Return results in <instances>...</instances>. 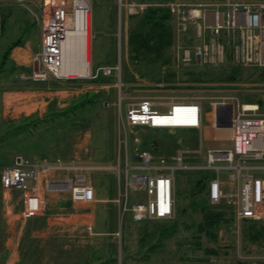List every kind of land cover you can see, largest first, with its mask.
<instances>
[{
	"label": "rangeland",
	"instance_id": "obj_1",
	"mask_svg": "<svg viewBox=\"0 0 264 264\" xmlns=\"http://www.w3.org/2000/svg\"><path fill=\"white\" fill-rule=\"evenodd\" d=\"M122 1L123 4L155 5L167 0ZM188 1L196 2V4H211L209 0ZM105 2L118 7V0H92L95 23L99 24L105 17ZM23 5L12 0H0V13L4 20L0 32V264H11V260L18 264H264V235L259 242H252L249 231L255 223H236L231 216V213H234L233 208L225 207L228 222L220 224L218 241L207 233L199 231L198 225L204 221L202 208L205 204L209 205V202L206 194L198 191L197 185L202 178L205 179V183L209 181L214 176L211 171L177 172L176 218L171 221L135 222L128 213L122 218L123 209L117 213V208L113 207L112 203H101L97 213L99 218L97 228L104 231L103 225H109L111 220L112 227H116L115 231H118L119 227L124 229L121 239L103 236L98 238L99 241L89 244L87 233L82 231L83 227L73 230L74 226L66 223L69 220L66 215L58 217L57 223H54L55 220L51 217L31 220L21 217L20 193L6 190L1 185L3 171L14 166L15 157L18 155L27 158L57 156L54 154L60 152L61 142L69 149L70 145L77 144L82 137L86 139L85 146L89 148L85 161L89 160L88 157H92V162L104 165L116 146L118 148L116 162H118L119 133H123L119 131V127L121 119H126L130 103L146 98L155 99L157 103H169L172 99L181 101L192 97L200 99L204 107L210 110L224 98H229L228 101L231 103L232 99H236L246 104L264 99V81L260 80L264 69L237 65L233 61L232 51V56L228 54V59L226 58V61L218 66L183 67L182 62L178 61L182 51L181 48L178 49V46L197 44L194 29L188 36L175 31L176 45L172 50L174 64L170 69L176 72V78L170 82L158 81V78L150 79V76L158 73L145 68L139 70L129 60V56L126 59V34L129 36L133 25L131 17L138 15H130L125 11H123V24L121 27L118 25V29L114 30L117 37L114 52L113 47L105 46L103 35L95 29L93 17L90 29L98 34V38L91 39L89 46L91 69L94 66L92 73L99 68H95L96 65L110 64L112 56L115 58L119 50L122 59L117 66L121 65L122 85H118L117 78L105 76L100 77L105 79L104 82L101 81L102 83L89 76L71 77V79H77L72 82V85H69L71 81L54 78L47 82H35L32 79L36 69L35 55L28 68H20L21 71H16L10 57L5 56L11 46L18 41L22 46L28 44L34 53L41 50L42 32L39 20ZM116 17H118L117 14H115V20ZM207 37H211L209 32ZM231 63L243 69L237 81L214 82L213 79L216 77H227L229 72L225 69L229 70ZM163 70L169 71L167 68ZM208 70L216 72L212 76L204 74ZM140 72L147 73L146 76L149 77L141 78ZM65 91L74 92L73 100L68 101L69 97L66 102L58 103L59 97L63 99L68 97ZM61 92L63 94L60 96ZM156 109L167 113L169 106L163 105ZM227 110L230 109L227 107ZM261 113L263 114L264 111ZM231 122L228 125L222 123L220 135L224 137L231 135ZM74 131L78 137L72 141L71 135ZM131 131L133 132L130 133L127 129L131 136L141 138L148 143L149 147L157 142L162 150L159 152L161 154L158 153L159 156H171L172 153L168 150L175 148L176 151L180 148L177 142L183 140L193 143L192 150H196L198 144L199 148L204 147V155L188 156L185 165H207L205 157L209 148H229L230 146L225 142L212 145L205 141L200 132L190 133L179 129L156 131L143 127L131 129ZM82 153L85 154L84 151ZM68 155H71L68 156L69 158L72 157L73 152ZM103 173L106 172L101 174ZM110 173L114 175L112 182L104 180L101 185L98 184L100 173H96L93 179L94 185L98 184L97 188L104 199H110L115 192L117 196L119 188L124 189L125 175L122 174L119 181L118 174ZM145 199L143 193H135L130 202L135 203L137 200ZM174 223L178 226L174 235L162 233V227L171 228ZM255 231L264 232V221L255 224ZM45 233H53V235L45 236L43 235ZM150 246H157V248L150 252Z\"/></svg>",
	"mask_w": 264,
	"mask_h": 264
},
{
	"label": "built area",
	"instance_id": "obj_2",
	"mask_svg": "<svg viewBox=\"0 0 264 264\" xmlns=\"http://www.w3.org/2000/svg\"><path fill=\"white\" fill-rule=\"evenodd\" d=\"M21 3L39 20L42 46L34 61L39 69L34 71L35 82H47L51 78L68 81L71 77L62 73L64 62L63 44L80 28L83 19L86 48L91 39L97 38L92 27V0H12ZM211 4L191 3L188 0H168L159 4H123L118 0L119 25L123 11L130 15L144 13L149 7L168 8L175 22V31L185 36L194 31L195 45H179L185 68L193 65L218 66L233 53V61L240 66L264 69V1L258 0H209ZM208 2V3H209ZM128 10V11H127ZM47 11V15H46ZM90 19V21H89ZM85 21V22H84ZM0 13V32L2 30ZM82 22V21H81ZM85 24V25H84ZM211 37H207V34ZM86 52V60L88 58ZM101 76L115 77L121 83V65L99 67L89 75L91 79ZM224 98L216 103L226 106L233 113L229 148L208 149L207 165H185L188 156L203 153V149L191 150L186 141L171 156H157L153 151L141 148L142 140L134 139L132 159L127 157L124 189L119 188L116 203L124 214L135 222L147 220L171 221L176 218V174L182 170L211 171L216 177L209 181L207 197L214 207L227 205L234 210L236 223L264 221V113L258 104L240 103ZM234 100V101H233ZM123 98L121 97V102ZM168 105L167 113L156 107ZM214 105V106H216ZM204 105L200 99H172L169 103H157L146 98L128 105L126 119L121 120L124 136L119 148L128 149L127 129L139 127L155 130L196 129L203 126ZM204 155V154H203ZM225 163V164H223ZM109 169L92 161L76 157L25 158L18 156L13 167L5 169L1 182L4 189L18 191L21 196V217L26 220L44 216L48 196L52 193L68 195L74 204L93 205L98 202L92 174ZM121 178L122 170L118 169ZM227 172V181L221 173ZM224 183L233 190L226 191ZM135 193H143L145 200L131 203ZM89 243L100 236L93 224L86 225ZM122 229L113 234L123 236Z\"/></svg>",
	"mask_w": 264,
	"mask_h": 264
},
{
	"label": "crops",
	"instance_id": "obj_3",
	"mask_svg": "<svg viewBox=\"0 0 264 264\" xmlns=\"http://www.w3.org/2000/svg\"><path fill=\"white\" fill-rule=\"evenodd\" d=\"M104 4H105L104 11H105V17H106V18L104 17L105 21L103 18L102 22H100L99 24L95 23L96 19H95V14L93 13V23H95V29L103 35L105 46L113 47L112 49L114 52V47L116 46L115 39H117L116 31L114 32V30H117L118 25H119L118 24V17H116L117 19L115 20V14L118 15V12H116V11H118V7H115V6L110 5L108 3L106 4V2ZM93 26H94V24H93ZM128 40H129L128 34H126V42H125L126 59L129 56ZM116 52L117 51H115V53ZM34 55H36V53H34L31 50V48L28 46V44H26L25 46L23 45L21 47L15 48L9 57H10V60L14 63V67H15L16 71H21L20 68H26V69L28 68L30 63L33 61L32 58ZM93 56H94V54H93ZM90 59H91V55H90ZM121 59H122V56L118 50V54L116 55V57L113 58V56H112V60H110L111 63L108 64L107 66H116L121 61ZM96 67H102V65H96L95 68ZM93 70H94V66H93ZM72 84H73L72 82L69 83V85H72ZM70 88L72 89V87H70ZM64 93H66V95L68 97L66 99L59 97V99H57V100H59L58 103H61L62 101L66 102V100L69 97L70 98L68 101L71 102L73 100L72 99V96L74 95L73 91H69V92L65 91ZM61 94H63V92L60 93V96H61ZM232 116H233V113L231 112V110H224L223 108H220L218 105H216L215 108L211 107L210 110H207V108L204 107L203 126H202L201 131H199V132L202 134L205 141L212 144V145L214 143L216 144V143H223V142L230 144V142H229L230 136L224 137L220 134H222L221 133L222 123H224L225 125H228L229 122H231V120H232ZM132 132L133 131L130 130V133H132ZM74 135H75V138H74ZM77 137L78 136H77L76 132L74 131V133L71 135L72 141H75L77 139ZM128 137H129L130 144H129L127 150L126 149L120 150V148H119L118 162H116L117 155H118V148L115 146L112 155L108 159L105 160L104 165L109 167V169H107L105 171L97 172L100 174L102 172H106V173L101 174L100 181L98 184L101 185L104 180L107 182L108 181L112 182L114 175H113V173H110V172H115L117 175L118 169H121L122 174L125 175L127 157L129 159H132V150L134 148V142L133 141H134L135 136L134 135L131 136L130 134H128ZM85 142H86V139H83L81 137V139L79 138L77 144L73 143L72 145L69 146V149H68V147H65L63 145V142H61L62 147H61L60 152H57L56 154H54L57 156L45 155V156H37L34 158L61 157L64 160H71L73 158L79 157V158H81V160L85 161L86 157L88 156V152H89V148L85 146ZM191 144L193 145V143H191ZM142 147L146 148V149L151 148V150H154L157 155L159 152L162 151L160 149L159 145L157 147H155L154 145L149 147L147 142L146 143L144 142L142 144ZM201 148H202V146H201ZM201 148L197 147L198 150ZM159 149H160V151H159ZM209 149H224V148H212L211 147ZM203 150H204V147H203ZM82 151H84L85 154L82 153ZM70 152L71 153L73 152V156L69 158L68 156H71V155H68ZM168 152L174 154L175 148L169 149ZM159 154H161V153H159ZM201 155H203V153ZM88 159H89L88 161L86 160L87 162H89L91 160L93 161L92 157H88ZM95 175H96V173L92 174V177H91L92 181L95 178ZM198 175H201V174L198 173ZM213 175H214L213 178H215L216 177L215 173H213ZM221 178L223 181H227L228 173L227 172L221 173ZM120 179L121 178H119V181H120ZM124 181H125V176H124ZM98 184H95L96 196L98 199V202L96 204H93V205L74 204L71 202L70 197L68 195H61V194H57V193H52L51 195L48 196V205H47L44 216H41L39 218L41 219V218H47V217L50 218L51 217V219L55 220L54 223H57L59 221L57 219L58 217H60L62 215L63 216L66 215L67 218L69 217V220L66 221V223L73 225L74 226L73 230H78L79 228L83 227L82 231L85 232L86 225L93 224L95 227V232L100 235L96 238V241L97 240L99 241L98 238L103 237V236L104 237L113 236V234L116 232L115 231L116 227H112L111 220H109V225H106V226L103 225L105 227V228H103L104 231H102V229L97 228L98 222H99V218H98L97 213H99L98 210L100 208V204L101 203H107V202L112 203L114 205L113 207L117 208V213H118V211L120 210V207L117 205V203L115 201L118 198L119 191L117 192V196H116V192H115V193H112L113 196L110 199H104L101 196V194L97 188ZM208 187H209V181H207L203 185V190H204V193L206 194V196H207ZM224 188L226 191L233 190V188L226 183H224ZM176 195H177V192H176ZM98 204H99V206H98ZM39 218H36V219H39ZM43 235L51 236V235H53V233H50V234L45 233ZM11 264H18V263H16L14 260H11Z\"/></svg>",
	"mask_w": 264,
	"mask_h": 264
},
{
	"label": "trees",
	"instance_id": "obj_4",
	"mask_svg": "<svg viewBox=\"0 0 264 264\" xmlns=\"http://www.w3.org/2000/svg\"><path fill=\"white\" fill-rule=\"evenodd\" d=\"M172 20L173 16L171 15L170 11L168 8L164 7L150 8L147 9L142 15L131 17V22L133 25L130 28L128 36L129 60H131L139 70L145 68V70H154V72L158 73L157 75L149 77L146 76L147 73L140 72L139 74L141 78H158L157 80L162 82H170L176 78V72H173L170 69L174 64L172 50L176 44ZM20 46V41L14 43L10 50L5 53V56L8 58L12 51ZM164 68H167V71L169 69L170 70L166 72L163 70ZM225 70L226 72H229L227 77L222 78L219 76L218 78L216 77L213 79V81L215 82L218 80H223L228 83H234L237 81V77L243 72L241 67L233 65L232 63L230 65V69ZM214 72L216 71L208 70L205 71L204 74L212 76ZM218 72L221 73V71ZM97 80V82L102 83L105 79L99 78ZM260 80L264 81V73ZM256 103L259 104L261 110L264 111V99H259ZM204 180L205 179L202 178L198 181L199 185H197V189L199 192H204L203 188L201 189V187H203L202 183H205ZM225 207L226 206L223 205L218 207H210L208 204H205L202 208L204 221L198 225L199 231L207 233V235L218 241V229L220 224L228 222V215ZM231 216L234 217L233 212L231 213ZM175 224L177 223H174L171 228L162 227V233L165 235H174L178 228V226ZM255 224L252 225V229L249 231V237L252 242H259L261 236L264 235V232L262 233L261 231H255ZM156 248L157 246H150V252L156 250Z\"/></svg>",
	"mask_w": 264,
	"mask_h": 264
},
{
	"label": "bare ground",
	"instance_id": "obj_5",
	"mask_svg": "<svg viewBox=\"0 0 264 264\" xmlns=\"http://www.w3.org/2000/svg\"><path fill=\"white\" fill-rule=\"evenodd\" d=\"M90 28L91 26L89 23V31ZM73 35L75 36L72 38H68L63 44L64 62L62 73L69 77L86 78L90 75L91 62L89 49L90 45L88 46V48H86L85 33L83 31V19L80 20V28L78 32L74 33ZM86 52L89 54L87 60L85 57Z\"/></svg>",
	"mask_w": 264,
	"mask_h": 264
},
{
	"label": "water",
	"instance_id": "obj_6",
	"mask_svg": "<svg viewBox=\"0 0 264 264\" xmlns=\"http://www.w3.org/2000/svg\"><path fill=\"white\" fill-rule=\"evenodd\" d=\"M69 81L74 82V81H76V79H70ZM184 131H189L191 133H197L198 132L197 130H194V129H188V130L184 129ZM227 264H244V263H227Z\"/></svg>",
	"mask_w": 264,
	"mask_h": 264
}]
</instances>
